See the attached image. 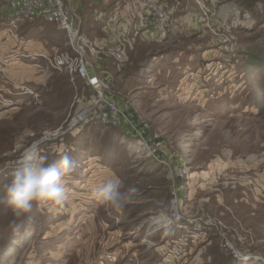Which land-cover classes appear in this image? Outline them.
<instances>
[{"label": "rangeland", "instance_id": "rangeland-1", "mask_svg": "<svg viewBox=\"0 0 264 264\" xmlns=\"http://www.w3.org/2000/svg\"><path fill=\"white\" fill-rule=\"evenodd\" d=\"M63 1L86 16L88 39L102 37L89 12L108 11L114 0ZM158 1L178 5L179 34L136 43L121 68L97 61L132 118L118 129L94 114L73 123L91 94L47 60L64 52L65 33L20 21L0 0V190L31 153L50 164L73 161L61 177L62 204L34 201L16 218L0 199V264H264V68L245 54L264 48V0L250 9L220 0L238 22L215 36L187 28L185 12L199 10L194 0ZM235 48L239 64L219 71L216 62ZM134 130L149 147L142 157ZM108 174L127 194L119 209L93 196Z\"/></svg>", "mask_w": 264, "mask_h": 264}, {"label": "built area", "instance_id": "built-area-1", "mask_svg": "<svg viewBox=\"0 0 264 264\" xmlns=\"http://www.w3.org/2000/svg\"><path fill=\"white\" fill-rule=\"evenodd\" d=\"M3 1L9 13L20 21L32 23L43 20L55 24L65 33L64 52L47 60L53 70L66 72L71 80L81 82L91 94L85 100L86 109L80 114L78 123L86 119L88 114H94L99 125L118 129L131 125L132 118L129 115L127 117L126 112H122L119 103L112 97L110 75L99 68L97 61L101 58L109 59L121 68L128 62V53L136 43L165 42L181 31L180 25L174 18L178 5L174 4L166 8L158 0H114V6L108 11L96 10L94 15L102 24V37L93 41L81 33L80 18L71 9L66 8L63 0ZM194 1L199 6L197 14L185 12V20L189 19L186 22L187 28L192 29L193 32L210 31L212 35L213 33L224 35V30L228 29V22L231 23L233 20L238 22V13L232 8L234 14L228 13V10L231 12L232 10L227 5L220 4L222 2L220 0ZM219 4L222 6L218 9ZM231 15L232 20H230ZM223 39L219 38L214 45L222 47L226 44ZM238 59L239 55L235 48V51L232 49L230 52V57L224 60L225 62L221 59L222 62L216 64L219 65V71H227V67L239 64ZM210 68L208 67L207 70ZM215 69L211 68V70ZM131 136L136 143L135 153L141 154L137 157H142L143 150L149 148L145 139L137 130H134ZM227 246L234 251L231 245ZM235 254L234 258L241 260L251 258L247 254L238 252Z\"/></svg>", "mask_w": 264, "mask_h": 264}, {"label": "clouds", "instance_id": "clouds-1", "mask_svg": "<svg viewBox=\"0 0 264 264\" xmlns=\"http://www.w3.org/2000/svg\"><path fill=\"white\" fill-rule=\"evenodd\" d=\"M73 167V161L64 155L58 164L29 156L12 173L9 183L3 187L2 202L16 218L22 217L32 208L34 201L60 205L65 200L61 177ZM123 182L115 174H108L93 191L94 198L103 206L119 209L127 194L122 191Z\"/></svg>", "mask_w": 264, "mask_h": 264}, {"label": "trees", "instance_id": "trees-1", "mask_svg": "<svg viewBox=\"0 0 264 264\" xmlns=\"http://www.w3.org/2000/svg\"><path fill=\"white\" fill-rule=\"evenodd\" d=\"M161 1H164V0H161ZM261 1L262 0H235V2L238 5H240V6L242 5L246 9L252 8L254 5H256L257 3L261 2ZM169 5L171 6V3H168V6ZM96 6H98V8H94L92 12H89V15H92V17L91 16L90 17H91V19L93 20L94 23L98 22L96 20L94 12L96 10L104 11L101 7L99 8V5H96ZM92 8H93V6L91 7V10H92ZM79 16H80L81 21H82L81 22V26H80V31H81L82 34L86 35V33H87V32L85 33V25H86L85 23L87 22L86 16L84 17V15H81V14ZM245 54L248 55V59H247V61H249L248 63H252L253 65L254 64H258L260 67L264 68V48L260 49V50H258L256 52H245ZM75 81H78V80H75ZM3 151L0 152V156L2 155ZM47 225H48V222H46V224H44L45 229H48ZM42 234H43V231H41V234H40L39 237H42L43 236ZM20 263L21 262H19V261L17 262V264H20Z\"/></svg>", "mask_w": 264, "mask_h": 264}, {"label": "water", "instance_id": "water-1", "mask_svg": "<svg viewBox=\"0 0 264 264\" xmlns=\"http://www.w3.org/2000/svg\"><path fill=\"white\" fill-rule=\"evenodd\" d=\"M45 141H46V140H42L40 143L34 144L33 146H34L35 150L37 151V148H38L42 143H44ZM151 227H152V225H151ZM151 227H149V228H151Z\"/></svg>", "mask_w": 264, "mask_h": 264}, {"label": "bare ground", "instance_id": "bare-ground-1", "mask_svg": "<svg viewBox=\"0 0 264 264\" xmlns=\"http://www.w3.org/2000/svg\"><path fill=\"white\" fill-rule=\"evenodd\" d=\"M81 116H78L74 121L73 123H77L79 120H80ZM35 149V148H34ZM32 154V153H31ZM31 154H29V156H31Z\"/></svg>", "mask_w": 264, "mask_h": 264}, {"label": "crops", "instance_id": "crops-1", "mask_svg": "<svg viewBox=\"0 0 264 264\" xmlns=\"http://www.w3.org/2000/svg\"><path fill=\"white\" fill-rule=\"evenodd\" d=\"M8 11V10H7ZM8 13V12H7Z\"/></svg>", "mask_w": 264, "mask_h": 264}]
</instances>
